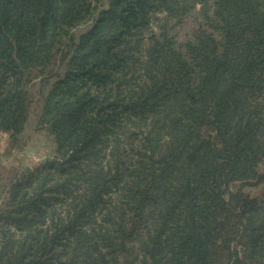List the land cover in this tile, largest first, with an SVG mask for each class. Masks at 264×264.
<instances>
[{"label": "trees", "instance_id": "trees-1", "mask_svg": "<svg viewBox=\"0 0 264 264\" xmlns=\"http://www.w3.org/2000/svg\"><path fill=\"white\" fill-rule=\"evenodd\" d=\"M33 115L0 264H264V0H0V136Z\"/></svg>", "mask_w": 264, "mask_h": 264}, {"label": "rangeland", "instance_id": "rangeland-1", "mask_svg": "<svg viewBox=\"0 0 264 264\" xmlns=\"http://www.w3.org/2000/svg\"><path fill=\"white\" fill-rule=\"evenodd\" d=\"M160 18H164L162 14L158 15ZM175 21H169V26L172 27L171 33L176 35V39L179 43H182L189 39L193 34V29L196 27V21L194 16L188 17L184 22L177 23L174 26ZM88 24H83L76 33L79 35L82 31L88 28ZM154 24L153 29L156 28ZM36 91V85L34 86V92ZM36 99L38 97L36 96ZM55 144L53 137L48 134L43 128L37 127L36 117L33 115L30 122L27 125L25 132L22 134L19 142L14 146L10 144V139L7 133L2 132L0 136V204L3 206L6 193L2 191V185H8L18 173L25 171L35 170L41 167L47 160L55 157ZM133 161H136V157H132ZM261 171L264 173V164L261 166ZM246 190L252 196L262 197L264 196V179L256 184L246 188ZM0 206V207H1ZM232 245L235 249H240L241 254L244 255L245 247L244 242L237 237L233 240ZM246 259V258H245ZM226 259L224 264H226Z\"/></svg>", "mask_w": 264, "mask_h": 264}]
</instances>
